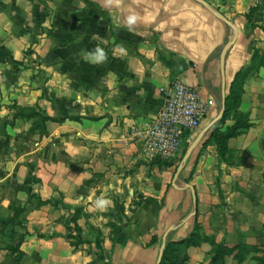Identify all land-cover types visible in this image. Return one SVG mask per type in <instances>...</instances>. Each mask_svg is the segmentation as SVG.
<instances>
[{
  "label": "crops",
  "instance_id": "obj_1",
  "mask_svg": "<svg viewBox=\"0 0 264 264\" xmlns=\"http://www.w3.org/2000/svg\"><path fill=\"white\" fill-rule=\"evenodd\" d=\"M201 1L208 8L197 0H0V119H9V81L23 75L32 57L44 60L46 70L61 69L62 116L78 118L49 123L33 151L18 120L6 126L15 136L13 154L0 161V188L13 181V201L23 209L16 220L21 233L8 249L0 237V264H156L168 229L166 238L182 240L210 204L230 198L245 214L240 230L264 228V0ZM256 6L252 26L244 16ZM28 49L33 55H25ZM176 82L214 103L183 140L181 148L201 135L177 177L173 167L145 159L130 135L154 119L163 90ZM234 82L242 91L238 120L223 123L248 129L231 140L242 159L230 167L216 147L201 148L222 118V91L226 98ZM17 86L16 106H31L32 88ZM5 142L0 136V149ZM186 172H193L187 185L195 207L187 185L175 181ZM5 208L11 218L16 206ZM112 223L127 226L111 233ZM76 230L73 246L65 235ZM257 241L246 237L244 244ZM206 258L196 253L193 264Z\"/></svg>",
  "mask_w": 264,
  "mask_h": 264
},
{
  "label": "rangeland",
  "instance_id": "obj_2",
  "mask_svg": "<svg viewBox=\"0 0 264 264\" xmlns=\"http://www.w3.org/2000/svg\"><path fill=\"white\" fill-rule=\"evenodd\" d=\"M50 31L49 28H45V30L41 31V34H47ZM45 40V38H40L39 43ZM33 55V51L28 49L25 55ZM44 60H34L32 57V62L28 60L26 66L23 67V70L19 72H23V75L19 76V79L9 81L10 86L7 91L8 97L5 101L4 107L9 112V119L2 120L0 119V129L2 132L6 130L3 129V123H6L7 126L14 125V116L18 114L21 110L22 113H30V110H34L44 116L51 115V118H62L66 117L62 116L61 105H60V81H61V69L58 67L52 70H46L43 64ZM255 66L251 67V70H254ZM49 81H55L53 85L48 84ZM75 81V80H74ZM20 83V89L22 92H26L24 87L26 85L32 88V105L31 106H16L17 94L14 88H18L17 84ZM15 85V86H14ZM232 99L230 100L229 110L226 112L224 117L225 121H234L238 120L236 118V110L238 109L239 104H237L238 99L240 98L237 94H234ZM4 99L0 93V108H2L1 103ZM240 102V100H239ZM221 110V104H218V109ZM225 108V106H224ZM49 117V116H48ZM69 118H76L73 116H68ZM20 122L19 129L25 132V136L23 138L24 142L27 144L28 141H32V151L36 148V144H42L44 139L48 136V124H44L42 126L36 118L32 120H18ZM73 121V120H70ZM240 122V121H239ZM38 123V124H36ZM225 123H218L214 129L219 130V133L224 134L226 130L230 129L232 126H224ZM237 123V130L233 132L234 136L227 139L225 141V148L220 150L218 153V157L226 162L230 167L235 165L237 166L238 160L242 159L241 156L236 153H232L231 146L235 144L232 142V139L237 138L238 135H241L248 128L243 127ZM32 126V127H31ZM220 127L222 129L220 130ZM32 128V129H31ZM8 135V140L5 142V145L0 149V161L3 160L5 156L12 155V148L14 146L13 138L15 133L11 130ZM191 145L190 143L185 144L183 148H181L180 154L171 161H159L157 166L160 169H168L173 167L171 171L173 175L175 174L176 169L181 166V161ZM231 145V146H230ZM216 147L214 141L206 140L201 148V152L208 151L210 148ZM44 146L42 147V149ZM39 153V152H38ZM240 156V157H239ZM39 159L38 154L32 155V181L34 180V170L37 165V160ZM185 168V167H184ZM193 172H186L185 176L180 175L177 180L182 185L189 184L191 180ZM217 179L215 178L214 185L217 183ZM174 182V184L176 183ZM217 187V186H216ZM23 188V185H22ZM2 193L0 194V237L3 243V248H9V239L14 238V235H19L21 233L19 225L16 220L9 218L7 214V210L5 205L7 202L16 206V210H22L21 204L15 200L13 181L6 182L0 188ZM23 190V189H22ZM25 190V189H24ZM237 198H230L224 202H218L217 204H210V213H201L199 218L198 225H193L190 233L186 238L182 240H174L170 235L165 239V241L160 240L159 249L162 244H164L165 256L162 260L161 264H193V259L196 253H204L208 256L207 260L204 261L203 264H225V258H232L233 264H260L261 260H264V228L262 225V229L259 231L249 229L248 231L240 230L239 226H243L242 219L244 215L238 214L236 211ZM193 220L197 218V213H193ZM204 224V225H203ZM126 224L122 223H112V232H120L126 227ZM204 227V228H203ZM234 227V228H233ZM236 227V228H235ZM74 235L69 234L65 235V238L70 240V243L73 246H76L78 243L77 235H80L81 231H74ZM255 237L258 245L256 246H247L244 244V239L246 237ZM219 239V240H218ZM229 241L230 244H234L232 249H227L224 247L225 241ZM224 241V242H223ZM10 250H14L13 247ZM164 254V250H163ZM229 256V257H228ZM264 262V261H263ZM261 264H264V263Z\"/></svg>",
  "mask_w": 264,
  "mask_h": 264
},
{
  "label": "built area",
  "instance_id": "obj_3",
  "mask_svg": "<svg viewBox=\"0 0 264 264\" xmlns=\"http://www.w3.org/2000/svg\"><path fill=\"white\" fill-rule=\"evenodd\" d=\"M164 101L154 119L131 129L140 141V152L149 161H171L177 157L183 140L195 132L214 103L203 101L193 87L173 83L163 90Z\"/></svg>",
  "mask_w": 264,
  "mask_h": 264
},
{
  "label": "trees",
  "instance_id": "obj_4",
  "mask_svg": "<svg viewBox=\"0 0 264 264\" xmlns=\"http://www.w3.org/2000/svg\"><path fill=\"white\" fill-rule=\"evenodd\" d=\"M259 10V7L256 6V7H252L249 9L248 13L244 16L246 22L250 25L253 26L252 24V19L254 17V14ZM235 82L232 83V87L230 89V93L226 96L225 98V108H224V112L222 114V118L220 119L219 123L221 124L223 122V119L226 115V112L229 110V104H230V100L232 99L231 97L234 96V94H237L239 97L241 96L242 94V91H241V88L239 85H237L236 87L234 86ZM234 86V87H233ZM239 100L240 98L238 99L237 101V104H239ZM30 113H22L23 111H27V110H21L18 114H16L14 116V120H32L34 118H36L38 120V122L44 126V124L46 123H57V124H61L63 123L64 121L66 120H73V121H77L78 118H69V117H62V118H51V117H48V116H44L34 110H30L28 109ZM38 124V123H36ZM237 124H234L230 129L226 130V133L224 134H221L219 133V130L217 129H213L209 136H208V140H212L214 141L215 145H216V148L217 149H221L223 150L225 148V141L231 137L234 136L233 132L235 130H237ZM3 129L6 128V123H3ZM13 126V124H12ZM12 126H9V127H12ZM32 127V126H31ZM32 129V128H31ZM0 136H4L5 140L7 141L8 140V135L5 132H2V130L0 129ZM22 212V210H15L14 213H13V216H12V219L14 220H17V218L19 217L20 213ZM77 241H78V237H77ZM167 248L164 249V254L162 256V260L164 259V256H165V251H166ZM264 260H261L260 261V264L263 262ZM162 263V261H161ZM160 263V264H161ZM264 263V262H263Z\"/></svg>",
  "mask_w": 264,
  "mask_h": 264
},
{
  "label": "water",
  "instance_id": "obj_5",
  "mask_svg": "<svg viewBox=\"0 0 264 264\" xmlns=\"http://www.w3.org/2000/svg\"><path fill=\"white\" fill-rule=\"evenodd\" d=\"M197 1H198L200 4H202L205 8H208L207 5H206L203 1H201V0H197ZM220 18H221V17H220ZM221 20H222L224 23L229 24V23L226 22L224 19L221 18ZM235 35H236V33L234 34V38H235ZM233 40H234V39H233ZM231 44H232V42L226 44L225 47H224V50H226ZM221 65H222V64H221ZM223 84H224V83H223ZM223 86H224V85H223ZM224 106H225V96H224V90H223V91H222L221 112H220V115H219V117H218L217 120H219V118L221 117V115H222V113H223V111H224ZM200 140H201V135H200V136H199V137H198V138H197V139H196V140L190 145V147L187 149V151H186V153H185V155H184V157H183V159H182V161H181V166H179V167L177 168V170H176L175 177H177L178 174L181 172L183 166L186 164L188 158L190 157L191 152H192V151L195 149V147L199 144ZM186 187H187V189L190 190V192H191V194H192V197H193V205H194V207H195L196 199H195L194 190H193L192 187H190V186H188V185H187ZM170 231H171V228L168 229V230L164 233V235H163V241L165 240L167 234H168ZM163 250H164V244H162L161 247H160V250H159V253H158V258H157V261H156V264H160V263H161V261H162V256H163Z\"/></svg>",
  "mask_w": 264,
  "mask_h": 264
},
{
  "label": "clouds",
  "instance_id": "obj_6",
  "mask_svg": "<svg viewBox=\"0 0 264 264\" xmlns=\"http://www.w3.org/2000/svg\"><path fill=\"white\" fill-rule=\"evenodd\" d=\"M129 19H130V21H131L132 19H135V17H130Z\"/></svg>",
  "mask_w": 264,
  "mask_h": 264
}]
</instances>
